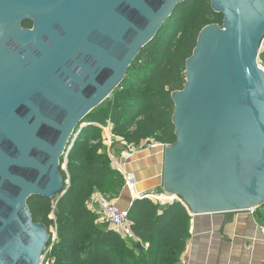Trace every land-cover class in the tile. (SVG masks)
Returning a JSON list of instances; mask_svg holds the SVG:
<instances>
[{"label":"water","instance_id":"95a60500","mask_svg":"<svg viewBox=\"0 0 264 264\" xmlns=\"http://www.w3.org/2000/svg\"><path fill=\"white\" fill-rule=\"evenodd\" d=\"M185 1L0 0V264H42L52 234L29 198L65 193L61 158L89 123L77 126ZM211 4L223 25L187 60L164 153L163 188L192 214L264 203V0Z\"/></svg>","mask_w":264,"mask_h":264},{"label":"trees","instance_id":"16d2710c","mask_svg":"<svg viewBox=\"0 0 264 264\" xmlns=\"http://www.w3.org/2000/svg\"><path fill=\"white\" fill-rule=\"evenodd\" d=\"M223 20L224 14L212 8L211 0L179 4L142 48L122 84L77 126L75 133L89 123L69 154L70 184L65 193L52 198L33 195L28 200L35 222L46 224L50 231L57 226L58 237L48 254L50 264L180 262L191 234L190 215L181 201L161 205L148 197L135 198L129 212L139 242L122 238L109 224L97 221L89 202L97 193L114 200L126 187L125 175L113 164L109 149L114 152L121 142L138 147L147 139L166 145L177 141L173 93L186 84L187 60L201 30L210 24L222 26ZM24 26L31 28L33 21H25ZM259 58L264 64V43ZM109 120L115 135L111 147L102 128L95 125H107ZM62 163L63 157L60 170L66 179ZM261 208L264 203L255 213L263 216Z\"/></svg>","mask_w":264,"mask_h":264},{"label":"crops","instance_id":"0c3cea01","mask_svg":"<svg viewBox=\"0 0 264 264\" xmlns=\"http://www.w3.org/2000/svg\"><path fill=\"white\" fill-rule=\"evenodd\" d=\"M106 134L109 136V132L103 131L105 139ZM114 139L115 136L106 139L108 146ZM118 145L117 162L136 181L134 191L126 186L120 197L114 199L119 206L129 208L138 193H152L158 189L165 191L166 145L137 150L129 159L124 158L128 148L122 142ZM97 199L105 198L97 193ZM187 210L191 234L178 264H264V233L261 231V226H264V208H261L263 216L249 210L205 214H192Z\"/></svg>","mask_w":264,"mask_h":264},{"label":"built area","instance_id":"2783aa9c","mask_svg":"<svg viewBox=\"0 0 264 264\" xmlns=\"http://www.w3.org/2000/svg\"><path fill=\"white\" fill-rule=\"evenodd\" d=\"M263 47V45H262ZM261 47V49H262ZM99 127L102 128V130L105 132H109V136L106 139H112L115 135L113 134V123L109 120L107 125H102L99 123H95ZM76 139L72 140L70 147L66 151L63 157V163L62 167L66 172V185L69 186L70 184V173L68 170V158L69 154L71 152V149L73 148L75 144ZM113 141L111 140L110 146L112 145ZM123 145H125L128 148V152L124 154L125 159L131 158L137 150H145V149H154L159 146H165L166 144L157 142L153 139H147L142 144L138 147L134 146L133 144H127L126 142H122ZM109 155L110 158L113 162V164L125 175L126 178V186H129V188L134 191L136 181L135 179L132 178L131 175L127 174L123 167L119 165L117 160L115 159L111 149H109ZM164 192V193H163ZM144 198L148 197L153 199L154 201L160 203L161 205H167L168 203L179 200L183 203V200L180 199L179 197H176L174 195H171L169 193H166V191L160 192H152V193H138L136 195V198ZM184 206L185 203H183ZM89 207L92 209V211L96 214L97 216V221L102 222V223H107L109 226L115 230L117 233L121 235L122 238L129 239V240H134L135 242H139V238L134 234L133 232V221L130 218V212L129 208H123L118 205L117 201L115 200H108V199H97V194H95L92 199L89 202ZM257 207H254L250 209L249 211L252 213H255ZM54 218V215H51ZM261 231L264 233V226H261ZM52 237H51V242L46 248L44 254L42 255V264H50V259L48 258V254L50 250L52 249L54 243L57 240L58 233H57V226H53V229L51 231Z\"/></svg>","mask_w":264,"mask_h":264},{"label":"rangeland","instance_id":"374dc122","mask_svg":"<svg viewBox=\"0 0 264 264\" xmlns=\"http://www.w3.org/2000/svg\"><path fill=\"white\" fill-rule=\"evenodd\" d=\"M259 63H260V65L264 68V64L262 63V60H261L260 58H259ZM105 136H107V134H106ZM118 146H119V145L117 144V147H115V151L112 152L116 160L119 159V150H120V149H119ZM160 190H162V189H160ZM156 191H157V190H156ZM157 192H158V191H157Z\"/></svg>","mask_w":264,"mask_h":264}]
</instances>
